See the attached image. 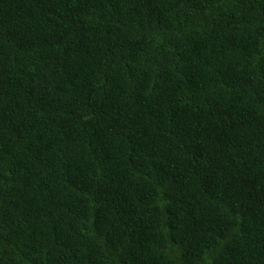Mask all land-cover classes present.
<instances>
[{"label": "trees", "instance_id": "obj_1", "mask_svg": "<svg viewBox=\"0 0 264 264\" xmlns=\"http://www.w3.org/2000/svg\"><path fill=\"white\" fill-rule=\"evenodd\" d=\"M0 264H264V0H0Z\"/></svg>", "mask_w": 264, "mask_h": 264}]
</instances>
